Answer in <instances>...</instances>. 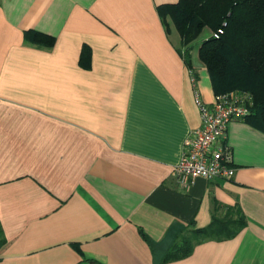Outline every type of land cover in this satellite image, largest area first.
<instances>
[{
  "label": "crops",
  "instance_id": "0c3cea01",
  "mask_svg": "<svg viewBox=\"0 0 264 264\" xmlns=\"http://www.w3.org/2000/svg\"><path fill=\"white\" fill-rule=\"evenodd\" d=\"M177 1L0 0V264H158L215 206L246 225L162 264H264V131L228 123L230 179L174 173L215 97L158 15Z\"/></svg>",
  "mask_w": 264,
  "mask_h": 264
},
{
  "label": "trees",
  "instance_id": "16d2710c",
  "mask_svg": "<svg viewBox=\"0 0 264 264\" xmlns=\"http://www.w3.org/2000/svg\"><path fill=\"white\" fill-rule=\"evenodd\" d=\"M166 32L172 28L179 35L180 52L191 66L192 51L206 67L214 95L231 91L250 97V111L244 117L264 131V0H178L157 6ZM210 35L197 46L204 30ZM25 41L52 47L55 37L34 30L24 32ZM90 49L84 45L80 64L88 67ZM246 225L238 207H228L223 214L215 206L211 222L195 228L182 243L170 248L158 264L188 256L194 244L204 240L234 237Z\"/></svg>",
  "mask_w": 264,
  "mask_h": 264
},
{
  "label": "built area",
  "instance_id": "2783aa9c",
  "mask_svg": "<svg viewBox=\"0 0 264 264\" xmlns=\"http://www.w3.org/2000/svg\"><path fill=\"white\" fill-rule=\"evenodd\" d=\"M195 101L200 126L192 129L182 143V154L174 168L178 182L189 186L196 178L208 181L230 179L234 175L231 154L226 143L231 120L244 119L250 111V97L241 91L215 95L212 104H204L198 92Z\"/></svg>",
  "mask_w": 264,
  "mask_h": 264
},
{
  "label": "rangeland",
  "instance_id": "374dc122",
  "mask_svg": "<svg viewBox=\"0 0 264 264\" xmlns=\"http://www.w3.org/2000/svg\"><path fill=\"white\" fill-rule=\"evenodd\" d=\"M172 31H174L173 33V37L177 38V35H176V30L174 28L171 29ZM211 32L209 30H204L201 35L198 37V39L196 40L195 42V46H197L205 37H207L208 35H210ZM196 50V49H195ZM195 50L192 51V54H196Z\"/></svg>",
  "mask_w": 264,
  "mask_h": 264
},
{
  "label": "water",
  "instance_id": "95a60500",
  "mask_svg": "<svg viewBox=\"0 0 264 264\" xmlns=\"http://www.w3.org/2000/svg\"><path fill=\"white\" fill-rule=\"evenodd\" d=\"M80 264H89L88 262H82V263H80Z\"/></svg>",
  "mask_w": 264,
  "mask_h": 264
}]
</instances>
